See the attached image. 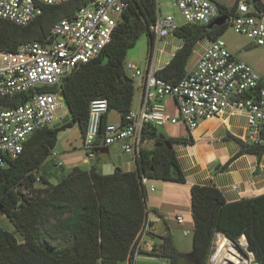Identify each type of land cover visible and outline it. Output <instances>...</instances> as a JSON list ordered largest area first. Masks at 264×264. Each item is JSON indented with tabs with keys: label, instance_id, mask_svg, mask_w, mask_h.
Returning <instances> with one entry per match:
<instances>
[{
	"label": "trees",
	"instance_id": "trees-1",
	"mask_svg": "<svg viewBox=\"0 0 264 264\" xmlns=\"http://www.w3.org/2000/svg\"><path fill=\"white\" fill-rule=\"evenodd\" d=\"M90 1L71 0L45 7L28 26L0 19V50L15 52L23 44L47 41L57 21L72 19ZM157 1L132 0L101 55L79 66L62 81L59 92L71 122L37 130L22 154L0 169V215L14 227V232H10L0 226V264H118L131 260L133 244L147 216L148 192L142 178L185 182L173 145L191 140L169 138L157 127L148 126L143 130V138L145 142L152 141L153 148L143 147L136 158L135 171L116 169L105 175L95 168L76 166L58 183L51 184L42 177V185L36 187L39 182L36 172L55 150L59 133L78 125L84 136L93 100L106 99L108 112H118L124 124L133 109L136 91L134 78L126 73L127 54L145 34L151 38V48L154 45L156 37L150 27L157 20ZM241 1L256 13L264 14L263 0H236L232 7L213 2L220 16L229 17ZM228 28V22L212 27L188 24L179 27L175 35L184 40V45L157 76L170 83L180 82L187 73V62L195 46L205 38L213 41L221 38ZM24 97L26 94L12 100L0 98V106H16ZM241 152L261 157L264 144L242 143ZM25 191H31L32 196L25 195ZM191 213L194 223L191 252L178 250L168 232L157 236L159 241L153 242L147 254L169 264H207L215 234L222 233L234 242L245 236L248 250L256 261L264 264V194L227 203L218 189L193 186Z\"/></svg>",
	"mask_w": 264,
	"mask_h": 264
},
{
	"label": "built area",
	"instance_id": "built-area-1",
	"mask_svg": "<svg viewBox=\"0 0 264 264\" xmlns=\"http://www.w3.org/2000/svg\"><path fill=\"white\" fill-rule=\"evenodd\" d=\"M70 1L0 0V19L28 26L43 13L45 7ZM131 1L92 0L72 19L57 21L47 41L23 44L15 52L0 50V98L12 100L26 94L16 106H0V169L6 168L8 161L22 154L29 138L37 130L56 125L60 119L58 111L64 109V98L59 92L62 81L79 66L101 55ZM173 7L188 25H210L220 16L217 4L211 0H174ZM227 22L234 32L246 36L253 45L264 46V14L256 13L245 1L239 2ZM178 29L175 18L172 15L164 17L158 8L157 20L150 27V32L161 39L175 34ZM126 70L133 71V77L142 78L141 103L126 115L124 124H110L103 128L108 101L96 99L91 102L82 144L87 160L116 143L122 144L126 154L138 158L145 144L144 128L182 123L193 131L201 121L220 118L227 109L231 113L246 111L245 141L264 144V77L249 64L237 59L223 38L211 40L192 70L175 84L158 77L153 70L142 71L130 62L126 63ZM166 98L176 103L177 117L165 109L163 101ZM102 130L104 134L101 136ZM48 160L58 168L64 166L56 150L50 153ZM148 181L143 177L142 185L153 192L155 189L148 186ZM24 193L28 197L33 194L31 191ZM150 215L147 199L146 220L132 247L133 264H137L139 255L152 248ZM176 220L184 224L181 215L176 216ZM189 234L190 231H184V235ZM221 238L230 240L242 252L238 262L231 261L233 264H252L256 261L254 254L248 250L244 236L234 242L226 235L216 233L207 264L228 263L217 260V244Z\"/></svg>",
	"mask_w": 264,
	"mask_h": 264
},
{
	"label": "crops",
	"instance_id": "crops-1",
	"mask_svg": "<svg viewBox=\"0 0 264 264\" xmlns=\"http://www.w3.org/2000/svg\"><path fill=\"white\" fill-rule=\"evenodd\" d=\"M213 1L226 7H232L236 2V0ZM176 24L181 27L186 23ZM210 42V39L205 38L195 46L194 52L187 62V73L196 65ZM146 43L147 52L144 68L136 66L142 71L150 69L157 73L171 62L176 52L183 47L184 40L172 34L165 38H156L152 48L149 36L146 37ZM142 82V78H139L138 93L135 91L133 109H137L141 103L143 96ZM163 103L170 115L173 117L179 115L177 105L172 99L166 98ZM102 124L103 127L110 124H121V116L114 118L112 113L108 112L104 116ZM158 129L169 138H182L192 142L173 145L181 171L185 176L184 183L160 180L148 181V186H153L155 189L153 192L147 191L148 205L151 210L150 219L153 225V242H158L157 236H164L168 232L172 236V224L178 227L187 225L193 233L194 223L191 213V188L193 186L214 187L222 193L227 203L264 194V155L257 157L241 152L242 143H247L245 141L247 133L246 111L231 113L230 109H227L220 118L201 121L198 128L193 131H190L182 123L167 124ZM83 137L82 134V139ZM144 148L152 149L153 142L146 141ZM59 153L60 159L68 169L67 172L57 176V183L72 168L76 166L82 168L81 165L87 166L86 170L95 168L105 175L113 174L116 169L123 171H135L137 169L136 158L123 155L125 152L121 143L101 149L90 160L86 159L85 153H83V156L78 157H75L72 153ZM39 170L36 172L39 182L40 178L43 177L50 183L47 172L39 174ZM104 170L107 172H104ZM185 214L187 217H185ZM178 215L184 218V224L177 222L176 216ZM189 229L186 230L189 231ZM172 238L174 237L172 236ZM174 244L178 250L183 251L176 245L175 241ZM158 259L160 258L149 256L147 252H144L139 255L136 262L137 264H155ZM124 264H133V262L128 259Z\"/></svg>",
	"mask_w": 264,
	"mask_h": 264
},
{
	"label": "rangeland",
	"instance_id": "rangeland-1",
	"mask_svg": "<svg viewBox=\"0 0 264 264\" xmlns=\"http://www.w3.org/2000/svg\"><path fill=\"white\" fill-rule=\"evenodd\" d=\"M173 1L174 0H158L157 3L159 10L161 11L164 17L168 15H173L176 23L185 24V21L182 18L180 12L173 7ZM146 37H147L146 34L143 35L138 40L135 47L129 50L127 54L126 63L131 62L137 65L138 67L144 68L146 61V52H147ZM222 38L226 42L229 51L237 59L249 64L257 71L259 75L264 76V46L253 45L252 42L246 36L234 32V30L231 28L230 25L228 30L222 36ZM126 73L128 76L134 78L136 92L138 93L139 77H133L132 76L133 71L131 70H126ZM63 103H64V109H60L58 111V115L60 119L56 122L55 126L57 127H62L63 125L70 123L72 120L65 101ZM111 113L114 116V118L116 116L117 117L120 116L119 113L116 111H112ZM82 143H83V139H82L81 130L78 125H74L72 127H68L62 130L59 133L58 142L55 147V150L57 152L72 153L74 154L75 157L83 156L84 155L83 153L85 152H83L84 150L82 149ZM123 155H127L128 157L131 158V155H128L126 153H124ZM81 166L83 169L87 168V166L85 165L84 166L81 165ZM67 169H68L67 166L58 168L54 165L53 161L47 160L41 166V169L39 170V174H42L43 172H47L48 174L47 177H49L50 183L56 184L58 181L57 176H59V174H62L63 172H67ZM104 172L107 171L104 170ZM41 185H42L41 181L37 183V186H41ZM156 188L158 187L156 186ZM185 217H187L186 214ZM0 224L5 230L14 232L13 225L3 215H0ZM186 229H189L187 225L184 227L183 226L178 227L175 224H172L171 233L172 236L174 237L173 241H175L176 245L181 250H183L182 252L184 251L190 252L193 248V233L191 229H189L190 234L188 236L184 235V230ZM118 264H124V262H120ZM155 264H169V263L167 262V260L160 258L156 260Z\"/></svg>",
	"mask_w": 264,
	"mask_h": 264
},
{
	"label": "bare ground",
	"instance_id": "bare-ground-1",
	"mask_svg": "<svg viewBox=\"0 0 264 264\" xmlns=\"http://www.w3.org/2000/svg\"><path fill=\"white\" fill-rule=\"evenodd\" d=\"M242 244L245 245L244 240H241ZM218 252H217V260L219 261H234L238 262V256L242 257V252L236 248V245L232 243L230 240L221 238V240L218 241ZM241 254V255H240Z\"/></svg>",
	"mask_w": 264,
	"mask_h": 264
},
{
	"label": "water",
	"instance_id": "water-1",
	"mask_svg": "<svg viewBox=\"0 0 264 264\" xmlns=\"http://www.w3.org/2000/svg\"><path fill=\"white\" fill-rule=\"evenodd\" d=\"M228 20V17H223V16H219L217 19H215L211 24H210V27L212 26H215V25H218V26H221V25H224ZM151 39V38H150ZM245 237V236H244ZM246 239V238H245ZM245 255V254H244ZM246 256V255H245ZM227 264H233L231 261H228ZM252 264H260V262L258 261H255L253 262Z\"/></svg>",
	"mask_w": 264,
	"mask_h": 264
}]
</instances>
